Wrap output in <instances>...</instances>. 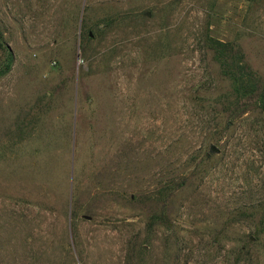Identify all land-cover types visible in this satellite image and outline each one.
Instances as JSON below:
<instances>
[{"label": "rangeland", "instance_id": "obj_1", "mask_svg": "<svg viewBox=\"0 0 264 264\" xmlns=\"http://www.w3.org/2000/svg\"><path fill=\"white\" fill-rule=\"evenodd\" d=\"M210 38L264 93V0H0V264H264V105Z\"/></svg>", "mask_w": 264, "mask_h": 264}, {"label": "trees", "instance_id": "obj_2", "mask_svg": "<svg viewBox=\"0 0 264 264\" xmlns=\"http://www.w3.org/2000/svg\"><path fill=\"white\" fill-rule=\"evenodd\" d=\"M210 43L215 57L220 63L222 72L231 80L232 87L235 91V94L233 93L235 103L238 104L240 98L255 96L256 106H263L264 93L260 92L259 95L256 94L259 88L257 76L248 65L243 62L241 53L237 52L230 43H225L218 39L210 38ZM4 62H6L5 68H0V75L7 71L10 58L7 57ZM231 102L234 104L233 101ZM258 224L261 229L264 230V215H261Z\"/></svg>", "mask_w": 264, "mask_h": 264}, {"label": "water", "instance_id": "obj_3", "mask_svg": "<svg viewBox=\"0 0 264 264\" xmlns=\"http://www.w3.org/2000/svg\"><path fill=\"white\" fill-rule=\"evenodd\" d=\"M210 150L216 152L217 151V148L213 144H211L210 145Z\"/></svg>", "mask_w": 264, "mask_h": 264}]
</instances>
